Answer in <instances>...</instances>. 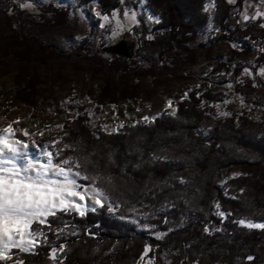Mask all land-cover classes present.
Instances as JSON below:
<instances>
[{
    "label": "trees",
    "instance_id": "1",
    "mask_svg": "<svg viewBox=\"0 0 264 264\" xmlns=\"http://www.w3.org/2000/svg\"><path fill=\"white\" fill-rule=\"evenodd\" d=\"M214 1L211 20L205 11L207 0H148L151 13L160 19L149 42L164 54L174 45L192 43L210 21L220 31L211 43L227 40L234 6L229 0ZM97 3L102 14L112 19L123 20L135 13V25L143 26L144 36L149 34L135 0ZM47 12L52 24L66 22L67 11L61 6L50 5ZM10 13L15 20L7 43L0 47V64L4 58L17 60L26 70L31 62H44L53 53L51 46L24 35L21 22L26 12L16 0ZM106 54L112 56L111 65H118L115 69L128 71L127 62L133 63L127 57ZM234 61L232 53L213 73L223 70L227 75H222L223 82L237 89L251 86L252 72L242 66L232 68ZM258 62V67L264 65L263 54ZM125 93L117 100L109 98L110 102L135 99L133 93L128 97ZM105 98L94 96L88 105L71 98L67 108L76 117L66 122L64 141L51 151L61 153L59 160L70 157L80 164L73 168L81 173L80 183L95 186L109 204L83 216L58 213L50 218L51 228H44L45 235L33 252L13 249V260L0 264L17 260L54 264L49 258L53 248L63 249L62 264H137L147 246H151L149 257L154 264H264V230H249L238 223L242 219L264 223V121L252 119L246 110H233L221 118L218 105L231 95L201 85L176 103L175 115L123 126L117 132H100L91 117L96 106L107 105ZM35 103L32 100L36 107ZM236 168L244 172L221 185L222 176ZM216 205L223 217L216 215ZM157 232L163 237H154Z\"/></svg>",
    "mask_w": 264,
    "mask_h": 264
},
{
    "label": "rangeland",
    "instance_id": "2",
    "mask_svg": "<svg viewBox=\"0 0 264 264\" xmlns=\"http://www.w3.org/2000/svg\"><path fill=\"white\" fill-rule=\"evenodd\" d=\"M16 2L20 6L26 3L32 5L30 8L21 7L26 12V19L21 22L24 35L44 42L53 51L44 62H31L26 70L20 68L17 60L4 58L0 64V130L11 125L14 138L29 145L28 152L34 160L46 162L43 155L45 149L51 151L53 145L64 141L68 132L65 124L76 117V112L67 108L71 98H79L88 105L94 96L106 97L107 105L96 106L91 117L93 126L100 132H117L123 126L148 124L161 116L172 115L176 112V103L201 85L231 95L230 100L218 105L221 118L229 116L233 110H246L252 119L264 121V75H261L264 65L258 67V58L260 54L264 55V16H257V13L264 12V0H235L232 3L234 8L225 35L227 40L214 45L211 43V38L219 35L220 31L215 30L210 21L192 43L174 45L164 54L149 42L154 38L150 33L160 19L151 13L148 0H135L137 14L142 17L149 32L147 36L143 35V26L137 27L136 22L130 20L131 15L123 20L110 17L105 22L97 0L83 5L80 0ZM53 4L67 11V19L62 26L49 21L47 9ZM12 5L13 0H0V47L7 43L11 34V21L15 20L10 17ZM215 7L214 0H207L205 11L211 15V20ZM101 24L105 26L101 28ZM113 31L117 35L114 36ZM126 32L137 42L136 55L131 59L133 63L129 65L127 62L128 71L115 69L118 65H111L112 56L103 51ZM232 53L236 57L232 68L237 65L252 72L251 86L240 85L237 89L236 85L223 82L222 75L227 76L223 70L213 73L219 62H227ZM123 92L127 97L133 93L135 99H126L120 104L110 102L109 98L115 96L114 99H120ZM32 100L36 102V107ZM168 101H172L171 106ZM145 116L151 119L146 121L143 119ZM25 131L28 135H24ZM243 172L242 168L229 170L222 176L220 184ZM74 178L81 184L80 177ZM85 188L90 194L98 195L100 192L93 185ZM98 198L103 205L109 204L104 194ZM88 205L85 212L93 208V204L88 202ZM94 207L97 209L101 205ZM220 212L216 205L218 217H222ZM211 230L207 229L208 232ZM153 236L161 238L163 234L157 232ZM149 260L154 264L148 253L137 264H149ZM61 261L60 258L53 262L60 264Z\"/></svg>",
    "mask_w": 264,
    "mask_h": 264
},
{
    "label": "snow or ice",
    "instance_id": "3",
    "mask_svg": "<svg viewBox=\"0 0 264 264\" xmlns=\"http://www.w3.org/2000/svg\"><path fill=\"white\" fill-rule=\"evenodd\" d=\"M229 3H235V0H229ZM21 7L30 8L32 5L26 3ZM257 16H264V12L257 13ZM102 19L108 22L109 16L104 15ZM245 19L248 17L245 16ZM130 20L136 22L135 13L130 16ZM104 26L100 25L101 28ZM113 35L117 33L113 31ZM261 75H264V71ZM168 104L171 106L172 101H168ZM143 119L148 121L151 118L145 116ZM24 135H28L27 131ZM28 149L26 142L14 138L11 125L0 130V261L13 260L10 255L13 249L24 253L32 252L38 243V237L45 235L44 228H51L50 218L56 217L58 213L77 212L83 216L89 200L93 204L92 210H95L94 205L103 206L98 198L103 195L102 192L98 195L90 194L74 178L81 176L79 171L73 172V168L81 167L80 164L70 157L59 160L60 152L54 154L47 149L43 153L46 162L34 160ZM77 200L84 203H78ZM219 215L223 217L225 214L220 212ZM238 223L250 229L264 230V223L245 220ZM62 251V248H53L49 258L59 260L58 253ZM149 251L151 246L146 247L142 260L148 256ZM14 264H24V261L17 260Z\"/></svg>",
    "mask_w": 264,
    "mask_h": 264
},
{
    "label": "water",
    "instance_id": "4",
    "mask_svg": "<svg viewBox=\"0 0 264 264\" xmlns=\"http://www.w3.org/2000/svg\"><path fill=\"white\" fill-rule=\"evenodd\" d=\"M137 42L129 37V33L123 34V36L113 44H110L108 47L104 48V52L113 53L119 57H128V59H132L136 55Z\"/></svg>",
    "mask_w": 264,
    "mask_h": 264
},
{
    "label": "bare ground",
    "instance_id": "5",
    "mask_svg": "<svg viewBox=\"0 0 264 264\" xmlns=\"http://www.w3.org/2000/svg\"><path fill=\"white\" fill-rule=\"evenodd\" d=\"M88 202L92 205V201L91 200H89Z\"/></svg>",
    "mask_w": 264,
    "mask_h": 264
}]
</instances>
